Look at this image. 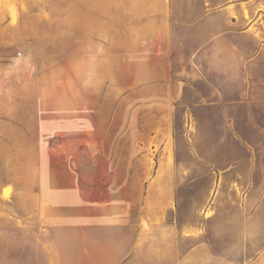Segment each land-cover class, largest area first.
<instances>
[{"label": "rangeland", "instance_id": "obj_1", "mask_svg": "<svg viewBox=\"0 0 264 264\" xmlns=\"http://www.w3.org/2000/svg\"><path fill=\"white\" fill-rule=\"evenodd\" d=\"M204 1L187 0L191 20ZM231 1L248 15V0ZM262 1L253 3L254 12L263 8ZM44 7L41 14L12 12V24L47 23L58 39L25 46L15 38L2 59L10 66L0 70V89L10 92L11 109L0 112V264L18 258L12 252L19 248L48 241L50 232L71 231L81 245L85 232L114 224V199L120 193L112 190L114 183L137 174L147 182L162 155L185 182L175 190L176 205L165 217L168 222L178 223L181 199L210 198L218 178L207 170L214 168L233 170L220 177L224 189L216 196L264 199L263 22L256 28H247L246 21L235 25L229 35L234 42L232 75L210 86L186 82L182 76L186 67H181L179 55L195 51V57L194 45L187 52H181L184 47L177 40L168 48L69 47L67 0H50ZM6 21L0 17V23ZM16 52L22 55L18 59ZM198 65L199 71L200 65L206 69ZM208 86L218 87L215 95ZM210 101L229 108L220 112L225 120L220 116L213 124L202 119L200 125L189 126L187 113L194 118L211 112L187 108ZM197 134L199 139H225L198 142ZM231 134L233 143L226 141ZM196 152L207 166L200 164ZM190 169L194 172L187 175ZM42 179L53 186L54 200L35 199ZM144 193L142 189L139 196Z\"/></svg>", "mask_w": 264, "mask_h": 264}, {"label": "crops", "instance_id": "obj_2", "mask_svg": "<svg viewBox=\"0 0 264 264\" xmlns=\"http://www.w3.org/2000/svg\"><path fill=\"white\" fill-rule=\"evenodd\" d=\"M207 1L196 7L195 19L191 20L187 0L181 3L177 0H67V46L168 48L176 46L177 40L179 46L184 47L181 52H187V47L193 45L196 50L195 57L192 55L195 51L188 57L179 55L181 67H186L181 72L186 82L199 80L213 86V80L217 83L218 79H228L232 75L229 66L234 65V42L229 41V35L240 22L246 21L247 28L264 23V0L263 8L255 12L252 5L256 0H248L245 4L248 15L243 14L240 4L234 1ZM49 2L0 0V17L8 20L0 23V70L5 71L6 66H10L2 59L7 52L5 49L15 38L25 46L37 40L58 39V33L53 32L50 24L35 20L29 25L15 27L11 21L12 12L41 14ZM16 54V59L22 56ZM99 57L102 60L103 54L99 53ZM198 64H204L206 69L200 65L199 71ZM186 82H183L185 86ZM210 86L208 91L213 96L218 87L213 91ZM8 95L0 89V112L11 110ZM193 106L187 109L211 113L201 117L195 114L194 118L187 113L185 121L189 126L192 123L200 125L202 119L212 124L220 116L225 120L224 113L220 112L229 110L213 101ZM224 139L213 135L199 139L197 134L195 141L220 142ZM229 139L233 143L234 134L230 138L227 135L226 141ZM211 151L213 153V149ZM196 156L202 161L201 165L207 166L204 159ZM175 169V165L162 155L147 182L137 174L120 184L114 183L112 190L120 191L114 199L118 208L114 224L105 227L99 224L93 231L85 232L81 245L76 244L73 232L56 230L50 232L48 241L44 240L41 245L12 252L19 257H11L4 264H264V199H221L216 196L217 190L224 189L219 179L223 180V176H229L233 170L210 169L207 171H211L216 180L218 178L210 198L203 202L181 199L178 223L173 224L165 217L175 208L176 188L185 185ZM193 172L187 170V175ZM37 187V201L54 200L53 186L42 179ZM142 189L145 193L140 197ZM229 190L234 194V189ZM122 191L130 192L129 196H123Z\"/></svg>", "mask_w": 264, "mask_h": 264}]
</instances>
